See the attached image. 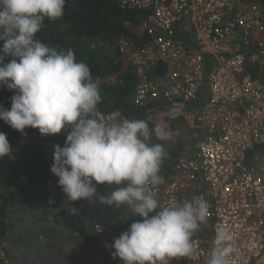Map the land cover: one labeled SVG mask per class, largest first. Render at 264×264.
I'll return each instance as SVG.
<instances>
[{
	"label": "built area",
	"instance_id": "2783aa9c",
	"mask_svg": "<svg viewBox=\"0 0 264 264\" xmlns=\"http://www.w3.org/2000/svg\"><path fill=\"white\" fill-rule=\"evenodd\" d=\"M119 6L149 12L139 26L148 37L143 46L130 38L118 44L123 68L133 69L139 81L135 103L147 109L144 120L160 139H172V127L182 123L195 140V156L175 159L158 199L170 205L203 196L211 205L207 222L193 234V254L170 258L169 264H206L220 228L232 237L229 264H264V19L259 0H119ZM159 63L166 71L157 77ZM205 89L208 99L195 113L189 105ZM109 116L123 118L120 112ZM92 234L94 255L87 264H123L108 247L119 233L98 222ZM0 264H15L3 246Z\"/></svg>",
	"mask_w": 264,
	"mask_h": 264
},
{
	"label": "clouds",
	"instance_id": "9594fccd",
	"mask_svg": "<svg viewBox=\"0 0 264 264\" xmlns=\"http://www.w3.org/2000/svg\"><path fill=\"white\" fill-rule=\"evenodd\" d=\"M65 5L66 0H0V86L15 93L10 109L0 106V120L22 134L27 128L44 137L67 132L64 146H54L50 171L71 202L70 214H80L75 202L92 200L98 185H108L112 190L100 202L126 205L139 218L108 246L114 259L169 264L170 258L189 257L193 234L207 222L211 205L203 196L161 203L157 193L167 153L162 144L149 143L148 123L98 118L102 96L89 66L72 49L58 50L36 38L45 20L63 17ZM5 57L11 59L5 63ZM11 152L0 132V158ZM231 240L227 230L218 229L206 264H229Z\"/></svg>",
	"mask_w": 264,
	"mask_h": 264
},
{
	"label": "trees",
	"instance_id": "16d2710c",
	"mask_svg": "<svg viewBox=\"0 0 264 264\" xmlns=\"http://www.w3.org/2000/svg\"><path fill=\"white\" fill-rule=\"evenodd\" d=\"M259 3L264 19V0H259ZM148 14L145 10L123 11L119 0H66L63 17L56 21L45 20L37 34L36 38L50 47L72 49L76 60L89 66L93 79L98 78L102 96L98 118L100 114L107 117L114 112H120L123 118L128 119L145 118L147 109L135 103L139 81L133 69L123 71L118 44L121 39L130 38L138 46H143L148 37L139 26ZM186 40L189 45L190 40ZM206 64L210 70L212 59H207ZM14 94L0 86V106L10 109ZM207 99L208 91L205 89L189 108L199 113ZM0 132L7 135L12 147L10 155L0 158V236L16 226L15 216L9 213L12 209L37 217H50L89 244H94L92 232L96 223L106 222L114 230L124 232L134 220L139 219L129 212L126 205L118 209L100 202L99 197L112 190L108 185H98V194L92 200L75 202L74 207L80 214L69 213L71 202L64 197L58 178L50 171L54 163V146H64L67 132L44 137L38 130L27 128L22 134L2 120ZM178 150L167 153L161 166L162 177L172 175ZM50 199L55 201L54 205L49 204ZM57 207L60 211H56Z\"/></svg>",
	"mask_w": 264,
	"mask_h": 264
},
{
	"label": "rangeland",
	"instance_id": "374dc122",
	"mask_svg": "<svg viewBox=\"0 0 264 264\" xmlns=\"http://www.w3.org/2000/svg\"><path fill=\"white\" fill-rule=\"evenodd\" d=\"M10 59L11 57H5V63ZM149 128V143L162 144L166 153L179 148L177 157L190 155L194 141L191 137L192 131L186 125H174V136L168 140L158 138L152 127ZM189 138L193 143L191 145ZM9 213L15 216L16 226L0 236V246L16 253L18 263L25 261L27 264H85L86 258L93 251L91 244L80 240L77 235L58 225L50 217H37L35 214L15 209Z\"/></svg>",
	"mask_w": 264,
	"mask_h": 264
},
{
	"label": "crops",
	"instance_id": "0c3cea01",
	"mask_svg": "<svg viewBox=\"0 0 264 264\" xmlns=\"http://www.w3.org/2000/svg\"><path fill=\"white\" fill-rule=\"evenodd\" d=\"M129 70V68H123V71H128ZM182 124V123H181ZM188 128V127H187ZM192 137V136H191ZM192 139H193V141H194V144L192 143V140L189 138V140H190V145L191 144H193L192 145V147H191V153H190V156H195V154H196V150H195V140H194V138L192 137ZM181 149V148H180ZM104 223H106V222H104ZM109 224V223H108ZM110 225V224H109ZM110 227H111V225H110ZM112 230H114L113 228H111ZM115 232H117V233H119V234H121L122 232L121 231H117V230H114ZM92 245V244H91ZM93 248H94V246H93ZM94 251V250H93ZM93 251H91V253H90V255H88V257L86 258V262H85V264H87V262H88V260L94 255V252ZM9 252V254L11 255V257H12V259H13V261L15 262V264H27L25 261H22V262H20V263H18L17 261H18V258L17 257H15V254L16 253H12V251H8ZM120 262H122L121 260H120Z\"/></svg>",
	"mask_w": 264,
	"mask_h": 264
},
{
	"label": "water",
	"instance_id": "95a60500",
	"mask_svg": "<svg viewBox=\"0 0 264 264\" xmlns=\"http://www.w3.org/2000/svg\"><path fill=\"white\" fill-rule=\"evenodd\" d=\"M166 71V65L163 63H159L157 68L154 71V75L157 77L162 76V74Z\"/></svg>",
	"mask_w": 264,
	"mask_h": 264
}]
</instances>
